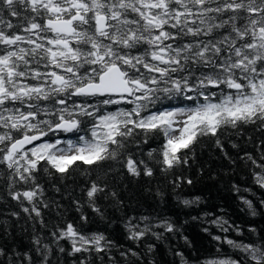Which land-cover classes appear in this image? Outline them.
Returning a JSON list of instances; mask_svg holds the SVG:
<instances>
[{
	"label": "snow or ice",
	"instance_id": "1",
	"mask_svg": "<svg viewBox=\"0 0 264 264\" xmlns=\"http://www.w3.org/2000/svg\"><path fill=\"white\" fill-rule=\"evenodd\" d=\"M165 99L195 106L150 110ZM247 125L264 131V0H0V165L8 171L7 195L41 225L42 208L50 206L42 175L63 182L79 170L89 178L88 203L102 214L96 201L118 198L108 184L109 162L134 177H151L150 162L167 173L187 165V153L202 138H214L222 149V136ZM50 133L77 134L78 140L44 141ZM157 133L165 142L159 153H146L148 160L128 150ZM245 157L260 169L255 180L264 187V151L259 162L250 153ZM244 203L256 215L252 201ZM133 220L127 225L131 240L159 238L155 227L176 230L168 221L141 217V227ZM211 223L228 231L222 218ZM51 237L44 243L34 236L27 251L0 247V264H52L53 245L65 252L60 240L70 242L69 255L113 247L103 234L85 235L71 222ZM225 242L244 257L204 264H264V237ZM176 255L190 264L183 253Z\"/></svg>",
	"mask_w": 264,
	"mask_h": 264
},
{
	"label": "trees",
	"instance_id": "2",
	"mask_svg": "<svg viewBox=\"0 0 264 264\" xmlns=\"http://www.w3.org/2000/svg\"><path fill=\"white\" fill-rule=\"evenodd\" d=\"M194 106L184 99H165L150 110ZM116 107L108 106L105 110L114 111ZM58 137L65 143L78 140L77 134L54 136L50 133L46 138L51 142ZM221 141L222 149L214 144V138H202L194 145V151L187 153L190 157L188 164L167 173L161 170L159 164L150 162L153 167L151 177L143 174L134 177L119 164L109 162L113 171L107 180L109 187L118 193V198L98 199L96 204L102 214L95 212L88 203L84 189L89 178L81 175L79 170L73 173L72 179L63 182L42 175L39 183L44 186V199L50 205L42 208L44 225L34 215L29 217L23 213L18 203L7 195L8 171L0 165V247L30 250L36 235L42 238V242L51 243V233L57 230V226L62 228L71 222L85 235L103 234L113 247L109 252L69 255L70 242L60 240L59 245L65 248V252L55 251L56 245H53L52 264H80L81 260H86L87 264H180L177 252L183 253L190 264H204L206 259L219 256L241 259L244 254L228 245L225 238L250 244L258 243L264 237V204L260 203L264 200V187L255 180V174L260 169L245 157V153H250L259 162V156L264 151L260 145L264 141V131L247 125L239 134L230 130L221 137ZM164 142L163 135L157 133L149 137L147 144H140L139 147L133 144L128 150L138 158L148 160L146 153L150 149L159 153ZM177 177L181 178L180 182L174 184ZM186 179H191L192 183H186ZM185 199L194 203L185 205ZM245 199L252 201L256 215H252V209L244 203ZM13 212L19 213V217L12 216ZM82 216L87 219H81ZM141 217H148L153 224L168 221L176 230L167 232L162 227H155L152 231L158 233L159 238L148 234L141 240H131L128 221L134 218L133 222L143 227L145 222L140 220ZM217 218L227 221L224 225L228 228L227 232L211 223ZM216 236H220L221 240L214 239ZM149 246H152L151 250ZM129 249L137 255H120Z\"/></svg>",
	"mask_w": 264,
	"mask_h": 264
},
{
	"label": "flooded vegetation",
	"instance_id": "3",
	"mask_svg": "<svg viewBox=\"0 0 264 264\" xmlns=\"http://www.w3.org/2000/svg\"><path fill=\"white\" fill-rule=\"evenodd\" d=\"M43 140H44V141H46V142H48L46 137H45V138H43Z\"/></svg>",
	"mask_w": 264,
	"mask_h": 264
},
{
	"label": "water",
	"instance_id": "4",
	"mask_svg": "<svg viewBox=\"0 0 264 264\" xmlns=\"http://www.w3.org/2000/svg\"><path fill=\"white\" fill-rule=\"evenodd\" d=\"M27 147H32V145H29V146H27Z\"/></svg>",
	"mask_w": 264,
	"mask_h": 264
}]
</instances>
